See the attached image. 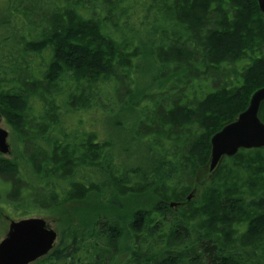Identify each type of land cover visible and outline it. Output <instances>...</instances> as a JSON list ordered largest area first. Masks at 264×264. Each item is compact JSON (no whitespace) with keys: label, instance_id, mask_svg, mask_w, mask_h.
Instances as JSON below:
<instances>
[{"label":"trees","instance_id":"1","mask_svg":"<svg viewBox=\"0 0 264 264\" xmlns=\"http://www.w3.org/2000/svg\"><path fill=\"white\" fill-rule=\"evenodd\" d=\"M3 1L0 116L13 156L0 154V204L15 217L61 214L57 244L33 264H264V148L208 172L211 137L264 87L257 1ZM152 9L177 28L155 53L140 30ZM150 57L166 72L158 90L119 101L140 129L130 147L61 128L63 114H112L108 98ZM148 100L154 110L139 106ZM148 137L145 167L124 166L114 150ZM86 201L71 221L65 207Z\"/></svg>","mask_w":264,"mask_h":264},{"label":"rangeland","instance_id":"2","mask_svg":"<svg viewBox=\"0 0 264 264\" xmlns=\"http://www.w3.org/2000/svg\"><path fill=\"white\" fill-rule=\"evenodd\" d=\"M156 2V1H155ZM2 7H4V1L0 0V9H2ZM46 8H50V7H46ZM46 12H50V10H46V9H42ZM140 10V8H139ZM165 13L160 10V9H152L150 10V12L148 11V24L145 25L144 27L140 28L141 33L143 34L142 36L144 37L143 42L146 44V49H148L150 52H154L155 53V49L159 48L160 44L162 43V38H160V36L163 33H168L170 34L172 31H176L177 28L171 23L170 21L167 20L166 15H164ZM146 15H147V11H146ZM132 19H134V17H132ZM153 58H149L148 60L144 59V58H138L136 60V66H137V70H136V74L134 75L135 78H133V81H137L135 86H130V88H127V85L125 83H123V85H121L118 89H117V95L108 98V108L113 110L112 114L108 115L107 113V109L106 108H101L99 109L98 112H94V111H88L87 113H78V114H63L62 115V120H61V128L64 129H74V127H78V124L81 125L83 124V127L85 129H90V132H95L98 135H100V138L107 144V145H114L117 146V144H119V139H121L120 141H122V145L124 147L129 146L130 147V143L128 144V140L132 138L135 134H137V132L140 130H138V124H137V120H134L133 117H131L130 113L125 114V116L123 117V115L119 112L120 109V103L119 101H126L127 100V96L123 98V96L121 97V94L123 95L127 90H130L132 92V94H137L145 89H147L148 87H151L152 91H155L157 88V83L159 84L161 78H163V76L165 75L166 72H159V67L155 64V62H153ZM173 69V67L169 66L167 71H171ZM160 73V74H159ZM154 81V86H152ZM155 87V88H154ZM158 90V89H157ZM156 90V91H157ZM153 94V93H151ZM192 92H188L187 95L192 96ZM31 104H33V107H36V103L34 102V100L31 99ZM122 104V102H121ZM139 106L149 108L151 110H154V106L152 104V102L148 101H144L141 102L139 104ZM96 113H98L96 116ZM146 125H148L146 123ZM0 128L4 129L5 131L8 132L9 134V138H8V143L10 146V150H11V154L8 156H5L6 158H11L13 156V147H12V139H11V129L10 126L8 124L5 123V121L3 119L0 120ZM67 131V130H66ZM148 135V134H147ZM151 137H148V139H145L143 144L141 143H135L133 144V146L128 150V154H124L123 156L120 155V151L118 148H116L114 150L115 154L121 159V161H123L124 166L128 167V168H134V167H138L139 165H141L142 167H145L143 165L146 164L147 162V151H146V147L147 144L150 142ZM147 141V142H146ZM127 144V145H126ZM208 172L209 169H208ZM205 173H207V171H205ZM211 173V172H210ZM206 176H208V174H206ZM5 187H3V185L0 183V191L4 190ZM91 197L89 196L87 200H89ZM90 201H86L83 202L80 206H75V204L73 205H67L65 207V210H67L69 213V217L70 219H73L71 221L75 222L74 219H76V215L74 213L75 210H80L85 208L87 205H90ZM6 205L4 204H0V242L3 240V238L5 237L7 231H8V227H9V223L10 220L13 221H17L19 219L25 218V216H19V217H15L16 214L12 212L13 215H11L10 211L5 207ZM75 207V208H74ZM49 213V212H48ZM46 214L43 216V214H31V217H42L48 227L52 230H54L55 232H59V216H61V214ZM20 214V212H19ZM30 215V214H29ZM15 217V218H14ZM10 218V219H8Z\"/></svg>","mask_w":264,"mask_h":264},{"label":"water","instance_id":"3","mask_svg":"<svg viewBox=\"0 0 264 264\" xmlns=\"http://www.w3.org/2000/svg\"><path fill=\"white\" fill-rule=\"evenodd\" d=\"M256 1L260 12L264 14V0ZM263 102L264 87L252 94L245 111L211 137L208 165L210 172L215 171L223 158L233 157L240 150L264 148V123L258 118ZM7 138L8 132L0 128L1 155L10 153ZM191 196L190 194L187 199ZM56 239L57 233L48 228L43 218L10 221L8 231L0 242V264H32L51 251Z\"/></svg>","mask_w":264,"mask_h":264},{"label":"flooded vegetation","instance_id":"4","mask_svg":"<svg viewBox=\"0 0 264 264\" xmlns=\"http://www.w3.org/2000/svg\"><path fill=\"white\" fill-rule=\"evenodd\" d=\"M48 226V225H47ZM49 228V227H48ZM58 235H59V232H58Z\"/></svg>","mask_w":264,"mask_h":264},{"label":"bare ground","instance_id":"5","mask_svg":"<svg viewBox=\"0 0 264 264\" xmlns=\"http://www.w3.org/2000/svg\"><path fill=\"white\" fill-rule=\"evenodd\" d=\"M30 100V99H29ZM137 108V107H136Z\"/></svg>","mask_w":264,"mask_h":264}]
</instances>
